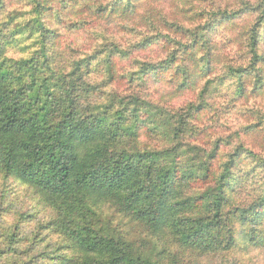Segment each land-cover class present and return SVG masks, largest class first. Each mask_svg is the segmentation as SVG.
<instances>
[{
	"label": "clouds",
	"instance_id": "obj_1",
	"mask_svg": "<svg viewBox=\"0 0 264 264\" xmlns=\"http://www.w3.org/2000/svg\"><path fill=\"white\" fill-rule=\"evenodd\" d=\"M0 264H264V0H0Z\"/></svg>",
	"mask_w": 264,
	"mask_h": 264
}]
</instances>
